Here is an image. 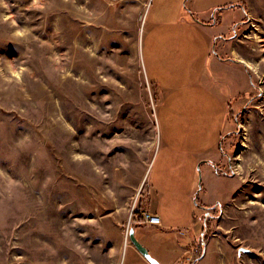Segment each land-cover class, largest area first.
<instances>
[{
    "label": "rangeland",
    "instance_id": "374dc122",
    "mask_svg": "<svg viewBox=\"0 0 264 264\" xmlns=\"http://www.w3.org/2000/svg\"><path fill=\"white\" fill-rule=\"evenodd\" d=\"M245 4L0 0V264H123L156 201L201 225L207 264H264V0Z\"/></svg>",
    "mask_w": 264,
    "mask_h": 264
},
{
    "label": "crops",
    "instance_id": "0c3cea01",
    "mask_svg": "<svg viewBox=\"0 0 264 264\" xmlns=\"http://www.w3.org/2000/svg\"><path fill=\"white\" fill-rule=\"evenodd\" d=\"M236 1L239 2L241 0H192V6L190 7V9L192 10L194 9L196 13H202V14L205 13L206 11H209V13L210 11L211 12L214 11L213 12V15H214V13L217 12L215 11V8L222 7L228 3H235ZM192 13L196 17V13L194 12ZM243 19H245V15L242 17V21H240L238 25L244 22ZM226 25L227 24H224V21H222L219 27L223 28V27H226ZM230 38L221 37L220 41L218 42V46L226 45L228 43L227 41L230 40ZM235 60L242 62V60L237 59V58H235ZM221 61L223 62L225 60L221 59ZM219 146L220 145L217 146L218 147L217 149L216 148H207V150L205 149L204 150L205 152L202 155H204L208 151L216 152L219 149ZM159 152L160 151H158V155H159ZM158 158L159 156L156 157L154 165H153V168L154 167L155 168L154 169L152 168V170H154V174H153L154 181L153 182L160 185L163 178L166 175H168L170 172L168 171V166L166 164H163L161 161H159ZM203 161L207 163V167H208L207 172L205 173L206 176H208L209 168L213 169L210 172L214 176L223 174V173L218 172V170H216L215 165L209 158L205 157ZM156 184H153L154 188H152V190L155 191V193L158 196L159 190L155 187ZM203 187L206 190L207 184L205 182V179H204ZM164 194L165 193H162V195ZM149 210L152 211L153 213L158 214L161 217L162 224L158 225V224H147L146 223L140 226L141 229L136 230L135 227L134 229H135V235L138 234L137 232L139 231V234H140L139 241L149 250V252L151 253L153 257H155L161 264H190L191 262L190 259L192 257L194 261L192 264H207L208 262L207 258H209L210 256L209 250L206 249L200 253L197 251L198 248L196 247L197 246L196 243L195 244L193 243V240L198 238L199 233H201L202 231L201 225L199 228H196L194 224L192 226L190 224H185L183 222L184 219L182 222H178V223L173 222L172 219L170 218L171 213L168 211H164L162 209V201L160 204H158V202L156 201L155 205H152ZM183 226L189 229L190 236L192 237V240L191 242H189L188 246H183L182 244H180L178 240H176V237L174 236L175 230L178 229V232L182 234L181 239L182 240L186 239L183 236L185 233V230H181L180 228H178V227H183ZM194 248L196 250H194ZM123 264H153V263H151L137 249L136 246L129 243L125 248V258H124Z\"/></svg>",
    "mask_w": 264,
    "mask_h": 264
},
{
    "label": "water",
    "instance_id": "95a60500",
    "mask_svg": "<svg viewBox=\"0 0 264 264\" xmlns=\"http://www.w3.org/2000/svg\"><path fill=\"white\" fill-rule=\"evenodd\" d=\"M129 237L131 242L137 247V249L153 264H161L155 257L151 255L149 250L139 241L135 235L134 227H131L129 230ZM242 250L248 251V248L242 247Z\"/></svg>",
    "mask_w": 264,
    "mask_h": 264
},
{
    "label": "built area",
    "instance_id": "2783aa9c",
    "mask_svg": "<svg viewBox=\"0 0 264 264\" xmlns=\"http://www.w3.org/2000/svg\"><path fill=\"white\" fill-rule=\"evenodd\" d=\"M206 215H209V213L207 212ZM143 216H144L143 220L147 224H158V225L162 224L160 216L156 213H153L150 210L144 212ZM194 250L196 249L194 248Z\"/></svg>",
    "mask_w": 264,
    "mask_h": 264
},
{
    "label": "trees",
    "instance_id": "16d2710c",
    "mask_svg": "<svg viewBox=\"0 0 264 264\" xmlns=\"http://www.w3.org/2000/svg\"><path fill=\"white\" fill-rule=\"evenodd\" d=\"M228 7H238V8H242L245 12L247 11V6L245 4V0H241V1L235 2V3H228L222 7H217V8H215V11H223L225 8H228ZM229 135L230 134L224 136V138L228 137ZM219 148H220V146H219Z\"/></svg>",
    "mask_w": 264,
    "mask_h": 264
},
{
    "label": "flooded vegetation",
    "instance_id": "af4514ba",
    "mask_svg": "<svg viewBox=\"0 0 264 264\" xmlns=\"http://www.w3.org/2000/svg\"><path fill=\"white\" fill-rule=\"evenodd\" d=\"M219 208H221V207H219ZM207 211L208 212H210V210L209 209H207ZM221 211H222V208H221V210L219 211V213L218 214H221ZM214 212V211H213Z\"/></svg>",
    "mask_w": 264,
    "mask_h": 264
}]
</instances>
